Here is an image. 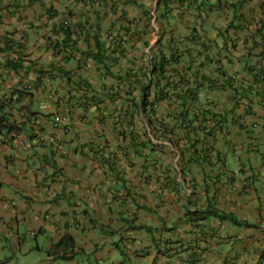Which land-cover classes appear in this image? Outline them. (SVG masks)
Masks as SVG:
<instances>
[{
    "label": "crops",
    "instance_id": "obj_1",
    "mask_svg": "<svg viewBox=\"0 0 264 264\" xmlns=\"http://www.w3.org/2000/svg\"><path fill=\"white\" fill-rule=\"evenodd\" d=\"M186 1L187 7L181 8L184 16L169 25L160 20L159 26L156 18L152 27L160 28L168 39L189 40L199 15L193 13L196 0ZM156 3L150 9L160 15L164 6ZM142 4L128 15L123 10L125 19L103 14L100 18L96 11L101 10L96 6L90 8L93 12L85 13L93 22L98 21V34L104 37L91 36L107 44H114L113 36L122 40L119 51L126 56L113 70L115 75L148 66L145 44L154 46L157 36L151 28H145L147 7H143L146 2ZM79 6L73 0H4L0 4V48L8 40L12 49L0 51V264H14L10 252L27 255L31 248L25 235L36 239L38 253H46L34 264H79L82 257L94 260L84 264H190L193 248L200 249V259L192 260V264H264V146L260 148V165L255 160L247 162V154H243L237 169H245V174L235 173L234 182L233 164H221L224 180L216 194L213 190L207 194L203 174L187 168L181 156L180 150L187 146L182 133L168 134L174 144L166 139L156 141L141 115H133V130L127 128L117 110L120 103H106L102 113L95 108L83 111L74 107L67 129L54 126L56 114L65 108L57 111L36 87V70L58 66L62 57L50 46L47 34ZM51 8L56 17L49 20L47 11ZM181 13L176 11L174 15ZM76 14L74 20H82L83 14ZM219 20L214 14L213 27L200 41L214 38L213 29ZM129 29L135 34L126 39ZM187 46L195 53L193 57L199 58L201 47ZM17 57L24 61V68L3 67L6 59ZM82 77L97 91L104 85L94 66ZM109 78L105 83L116 87L117 81ZM57 83L60 85V80ZM56 86L48 84L51 91ZM16 88L25 91L20 101L13 98ZM43 103L50 106L48 111L41 109ZM167 108L164 103L160 113ZM119 130L126 131L125 140ZM131 135L138 148L130 140ZM139 145L145 149L137 154ZM218 146L225 148L220 142ZM225 158L233 160L232 155ZM209 200L217 209L253 225L239 228L213 218L200 224L185 221L188 210H204ZM43 236H47L48 246L38 243ZM66 237L70 240H64ZM168 241L179 242V247L167 246ZM59 242L62 245L56 250ZM175 247L179 251L173 253Z\"/></svg>",
    "mask_w": 264,
    "mask_h": 264
},
{
    "label": "trees",
    "instance_id": "obj_2",
    "mask_svg": "<svg viewBox=\"0 0 264 264\" xmlns=\"http://www.w3.org/2000/svg\"><path fill=\"white\" fill-rule=\"evenodd\" d=\"M256 1L258 9L246 12L242 9L252 3L251 0H233V3L229 4L232 12L223 13L220 23L219 21L216 23V29H213L214 38L209 39L210 41H200L202 35L209 33L208 28H212L213 8L223 0H201L200 3L196 0L193 2L196 3L193 13L199 16L196 17L197 23L190 30V39H184L185 47L184 41L171 36L167 41L160 43L161 50L148 61L146 69L136 72L131 69L118 73L121 75L113 73L121 58L126 56L119 51L121 39H118L117 43L107 44L98 38L92 42L86 35L83 41L86 49H80L82 51L80 52L76 36L82 33L85 27L79 25L77 28L58 29L55 32L62 40L51 41V46L62 57L61 63L71 64L73 68L63 69L52 65L49 69L38 72L36 70L38 77L36 87L46 94V99L49 95L53 97L57 111L69 105L71 109L77 107L88 111L95 108L102 113L104 109L102 106L106 103L109 105L120 103L118 106L120 109L117 110L123 115L122 123L127 128L133 130L135 128L133 115H141L147 120L156 139H166L174 144L168 138V134L179 131L187 142V146L180 150L187 168L199 170L205 181L203 187L205 192L209 194L213 190L216 194L219 184L224 180L220 167L225 162V157L232 155L234 161L239 160L247 142L251 147L256 138L264 136L251 131L250 128L248 132L246 121L247 117L253 118L250 104L261 93V89L264 91V0ZM187 2L160 0L164 10L158 15L159 20L163 25H169L172 20L184 16L181 8L185 9L187 6L184 3ZM176 11L182 13L176 16L174 15ZM256 13L259 21L255 18ZM224 15L230 18L229 21ZM189 43L201 47L202 53L199 58L193 57L195 53L187 46ZM6 50L12 51L10 48ZM235 51L240 53L236 58ZM79 53L81 55L78 58ZM14 60L16 62L11 63L12 69L24 68L22 59ZM91 62L98 67L100 80L108 82L111 77L118 85L110 87L108 91L104 84L103 91H97L90 81L82 77V72L89 68ZM58 78L61 84L56 86L52 95L48 84ZM14 92L18 96L17 101H20L25 93L19 88ZM138 96V100L135 99ZM164 103L168 108L164 113H160V107ZM117 110L109 114L112 115ZM10 131H14V128L11 127ZM125 133L126 131L119 130L123 140L126 139ZM133 137L131 135L129 138L138 148V143ZM218 142L225 147L223 150L218 146ZM139 148L141 150H138L137 154L145 149L140 145ZM241 174H245V169H241ZM209 218L229 222L239 228L253 225L232 213L217 209L210 200L208 208L195 212L188 210L185 214V221L190 224H200ZM64 240L69 241L70 238L66 237ZM62 242L55 245L56 250L61 247ZM171 244L179 247V242H167V246ZM68 247L69 245L66 246ZM177 247L171 249L173 253L179 251ZM164 252L169 255L167 249ZM191 252L188 258L190 264L192 260L200 259V249L193 248ZM62 259L67 260L66 257Z\"/></svg>",
    "mask_w": 264,
    "mask_h": 264
},
{
    "label": "clouds",
    "instance_id": "obj_3",
    "mask_svg": "<svg viewBox=\"0 0 264 264\" xmlns=\"http://www.w3.org/2000/svg\"><path fill=\"white\" fill-rule=\"evenodd\" d=\"M3 1L4 0H0V4L3 3ZM29 1H31V0H29ZM230 1H232V2H230ZM73 2L79 3L80 6L76 10L67 13V19L66 20L60 21V23L58 25L53 26L50 29V34H47V40L53 41V40H55L56 37L60 38L59 35L56 34V32H55L58 29H63V28L65 29L67 27H69V28L76 27L77 28L79 25H82V26L85 27V29L83 30L82 33H79L76 36L77 41H78V44H79V47H80V48L78 47V49H79L80 52H82L80 50V49H82V47H85V49H86V45L83 42L84 41V36L88 35L90 37V40L92 42H93V40H95L97 38V37L91 36L92 33L95 34L96 36H101L100 34H98V32H99V29H98L99 23H98V21L96 20L97 21L96 22L94 20L95 22H93V20L91 18H88L87 15L85 14L88 11L89 12H93V10H90V8L92 6H96V9L101 10V12L96 11L99 14L100 18H101V15L103 14L104 17L105 16H108V15H111V16H118V19H125V17H124L125 15L122 12L123 10L126 12L127 15L130 12L133 13L136 10L138 4L143 5L142 4L143 2H146V4L143 7H147V10H146V13H147L146 23L147 24L145 25V28L146 29L151 28L152 29V33H155L156 36H157V41H156V44L154 46H151L150 42H147L145 44V46H147L146 49L149 50V52L147 54L148 55V58H149L148 61L151 60L153 58V56H155V54H157L161 50V48H159L160 43H163L164 41H167V39H168L167 34L165 32H162L160 28L159 29H156V28L152 27V22L153 21H156V18H157V20H159V18H158V14L157 13H156V15L153 14V11L154 10L153 9H150V7H152L151 5L153 3H156V2H157L156 5L158 4L159 6H162L163 4L160 3V0H73ZM251 2L252 3H249V4L246 5L247 6V8L245 10L246 12H248V11L250 12L252 10H257L258 9L256 7L257 1L256 0H251ZM148 3H150V4H148ZM230 3H233V0H223V2H218V4L215 5V7L213 8V10L211 12V14H212L211 15V20L214 17V14H215L216 17L221 18V15H223V13H225V12L226 13H230L229 12V11H231L230 8H229L230 7V5H229ZM243 8H245V6ZM248 8H250V9L247 10ZM1 11H2V9H0V13H1ZM75 12L76 13H78V12L80 13L81 12L83 14V16L81 18L82 20L77 21V22L74 20L75 17L77 16V14ZM47 14L49 16V20H52V19H54L56 17V14L54 13V9L53 8H51L50 10H48L47 11ZM98 14H96L97 17H98ZM257 15H258V13L255 14V18L258 19V21H259V17H257ZM71 17L73 18V21L71 20ZM224 18L227 21H229V19H230V18H227L225 15H224ZM0 22H3L1 14H0ZM156 23L159 26L160 25L159 24L160 23V20L159 21H156ZM161 24H162V22H161ZM129 25H131V24H129ZM212 27H213V25H212ZM128 31H130V32L129 33H126L125 32V38L126 39H129L130 37H132L135 34V32L133 30H131V29H129ZM104 35H107V33H104ZM111 36H113V34L111 33V30H110V37ZM101 37H104V36H101ZM98 39H100V38H98ZM112 39L115 40L114 43H117L119 41L117 36H115V37L113 36ZM9 43L10 42L8 40H5V43H4L3 47L0 48V51L1 52H8L9 50H6V49L9 48V46H10ZM50 46H51V42H50ZM16 54L18 55L19 52H16ZM80 55H81L80 53L77 54V57L79 58ZM239 55H240V53H238L237 51H235L234 57L236 58ZM17 58H19V57H17ZM231 58H233V54H232V57ZM13 62H16V60H14V58L13 59H8V60L6 59V62H5V64H4L3 67L5 69H9V66L11 67V63H13ZM6 66H7V68H6ZM93 66L95 67V69H97L98 73L100 74V71L98 70V67L93 62L90 63L88 69L85 68L86 71H88ZM54 67L67 69V68H69V65H64L60 61L59 64H58V66H54ZM144 69L145 68H143V70ZM229 70L230 71H233V69H229ZM133 71L136 72L138 70H133ZM236 76L239 77V75H236ZM57 80H60V79L59 78L56 79V83L53 84V85H56V84L58 85ZM100 81L103 82V80H100ZM103 83L106 85V89L108 91H110L109 88H108L110 86H108L105 83V81ZM52 87L53 86H51V89H52ZM22 91H24V89ZM100 91H103V85L101 86ZM51 94L53 95L54 94V91H51ZM13 98L16 101L18 100V96L15 95V93H14ZM52 99H53V97L50 96V95H49V98H47V100H49L51 103L53 102ZM52 104L54 106V103H52ZM43 105H47L48 108H47V110H44L42 108L41 109L44 110V111H48L49 108H50V106L47 103H43L41 105V107ZM250 106L253 109V118L252 119H248V117H247V120L246 121H247L248 132H249V128H250L251 131H255V132H257V133H259V134L262 135V134H264V91L262 89H261V93L258 95V97H256V99L253 100V102L250 104ZM64 108L65 109L63 111H61L62 112L61 114H59V112L56 114L55 119H54V126L55 127L65 126L64 129H67L69 127V125H71V123H72L73 116H72V112H71V110H72L71 107L64 106ZM245 109H246V106H244V110ZM66 114L69 115L70 120H71V122L69 124L57 123L56 122V118L57 117L62 116V115H66ZM258 130H259V132H258ZM153 137H154V135H153ZM155 140L156 141H159V142L161 141V139H156V138H155ZM262 140H264V136L256 138L253 141L254 145L250 147L249 146L250 143L247 142L248 141V139H247L246 140L247 143H246V146L244 147V150L242 152V155L239 158V160L237 159V161L234 163V165H237L238 166V161L243 160V158H242L243 157V154H247L246 161L247 162H250V163H252V161L255 160V157H257V155L262 156V154L260 153V151H261L260 148L264 146V142H262ZM247 145H248L249 148H247ZM240 148H241V146H240ZM248 153H251V154L248 155ZM253 155H255V156L253 157ZM225 159H224L225 162L223 163V165H225L228 162H231V160H227V159L225 160ZM261 162H262V160H261ZM233 171H234V176H235V173L239 175L241 173V168L240 169H237V170H233ZM241 220H243V219H241Z\"/></svg>",
    "mask_w": 264,
    "mask_h": 264
},
{
    "label": "rangeland",
    "instance_id": "obj_4",
    "mask_svg": "<svg viewBox=\"0 0 264 264\" xmlns=\"http://www.w3.org/2000/svg\"><path fill=\"white\" fill-rule=\"evenodd\" d=\"M256 61L254 60V62H256ZM51 83L55 84L56 83V80L53 79L51 81ZM241 155H240V157H241ZM258 157H259V155H257V157H255V163L257 162L256 164L257 165H260L261 160ZM235 162H236V160L235 161L234 160H231V162H230L231 164H233V170H237V168H238L237 165H234ZM25 230L26 229H23V231H25ZM25 234H27V233L25 232ZM25 236H26L27 244L30 246L31 249L27 253V255H24L22 257L20 256V254H12L10 252V256L15 258L14 264H34L37 261L39 262V260H41L42 258H45L46 257V253L45 252L38 253L37 248H36V246H37L36 239H34L31 235L30 236L29 235H25ZM46 238H47V236L41 237V239L38 241V243L40 244V246H44L45 244H46V246H48V242H47V239ZM89 260L92 261L93 258L90 257L89 259L86 260L85 257H82V258L79 259L78 263L79 264H84V263H86V261L88 262Z\"/></svg>",
    "mask_w": 264,
    "mask_h": 264
},
{
    "label": "built area",
    "instance_id": "obj_5",
    "mask_svg": "<svg viewBox=\"0 0 264 264\" xmlns=\"http://www.w3.org/2000/svg\"><path fill=\"white\" fill-rule=\"evenodd\" d=\"M41 108L44 109V110H47L48 106L47 105H43ZM56 122L57 123L69 124L71 122V120H70L69 115L66 114V115H62V116L57 117L56 118Z\"/></svg>",
    "mask_w": 264,
    "mask_h": 264
}]
</instances>
